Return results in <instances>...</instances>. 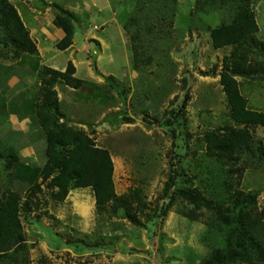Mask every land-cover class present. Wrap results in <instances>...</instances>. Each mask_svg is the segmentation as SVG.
<instances>
[{
    "label": "rangeland",
    "instance_id": "obj_1",
    "mask_svg": "<svg viewBox=\"0 0 264 264\" xmlns=\"http://www.w3.org/2000/svg\"><path fill=\"white\" fill-rule=\"evenodd\" d=\"M99 1L100 5L105 2ZM111 1L112 9L104 6L102 14L93 13L88 18L81 15L79 18V22H85V27L89 26V22L91 26H98L103 21L108 23L110 18L116 22L105 26L102 35L105 37V48L100 51L99 47L94 46L101 58L97 63L95 60L93 65L97 74L103 76V84L99 89L86 85L76 90L73 96L78 98L77 103L81 107L79 111L83 109L80 117L85 123L101 110L104 111L96 125L83 124L80 127L99 147L109 151L117 195L128 194L133 189L139 191L137 199L130 201V214L140 223H145L150 215V230L146 232L144 227H134L125 218L109 217L114 214V210L108 206L101 214L91 213L89 221L86 220L90 226L87 232H79L78 225L82 218L77 214L75 206L68 202L56 205L49 191L44 190L42 195L32 200L31 213H21L28 245L27 262L24 264H117L127 257L132 261L134 253L130 254L131 251L147 255L146 263L142 264H157V250L161 253V264H198L210 251L208 247L217 244L215 233L206 234V226L214 213L203 205L197 209L178 192L190 193L198 189L202 197L208 198V191L202 187L206 177L205 167L208 165L212 168L216 163L212 164V160L204 156V134L211 130L223 131L236 127L228 117V104L217 75L222 57L228 54L230 48L213 49L206 25H217L228 17V12L220 9L215 13V10L209 9L205 15L202 13L203 20L194 18L192 21V15L195 17V3L202 0H177V3L173 0ZM251 1L259 27L257 37L264 40V0ZM55 4L60 3L56 1ZM218 6L215 4L216 8ZM111 10L115 12L114 15ZM132 17L139 20L142 29L147 25L155 26L151 35L142 34L141 41L135 44L142 53L137 67L134 66L131 50L130 33L136 30V26L129 22ZM125 26H129L127 30ZM74 27L77 40L80 41L82 35L77 23ZM94 30L90 31L101 33L98 32L99 28L95 27ZM154 41H160V51L154 53L148 64L143 59L151 50L142 47ZM2 48L0 44V52H3L0 57V86L6 84L10 74L17 68H6V65L11 64L7 59L10 52ZM63 59L61 55L59 60ZM1 66H4L3 69ZM213 66L217 67L215 77L200 74L211 72ZM23 86L22 82L18 83L12 91L7 90L3 97L7 102L12 100L8 107L14 109L12 111L16 115L30 110L28 106L32 104L36 95L34 93L39 91L35 86L24 91ZM238 86L249 108L264 109V82L240 79ZM21 89L23 91L18 92ZM61 94L68 96L64 91ZM185 96V108L179 118L172 125L166 124L165 121L171 120L168 118L169 111L178 109ZM3 115L0 111V141H6L18 149V146L28 144L33 147L30 140L37 137L34 132L37 129H29L30 133L26 136H15ZM30 119L34 123L32 116ZM251 133L254 139L263 143L264 148V128H252ZM172 157L175 158L174 166L179 171V178L170 194L171 208L159 221L160 216L156 210L161 206L162 190ZM243 160L239 159L233 165L234 168L223 165V169L229 171L243 166ZM259 164L264 166V159ZM199 165L203 169L201 176L197 173ZM250 169L240 175V185L244 190L263 192L264 172L263 183L260 184L255 178V171ZM260 169L264 170V167ZM19 188L22 190L18 185L13 187ZM258 201L264 203L259 197ZM88 210L93 211V204L89 203ZM65 219H68L67 225L70 224L68 228H64L67 225L62 223ZM68 229L73 230L69 232ZM82 229L85 227L82 226ZM153 231L156 233L152 234ZM67 235L75 244H65ZM143 246H147L148 250H142L145 248ZM137 248L140 250L137 251ZM106 253H111V256H106Z\"/></svg>",
    "mask_w": 264,
    "mask_h": 264
},
{
    "label": "trees",
    "instance_id": "obj_2",
    "mask_svg": "<svg viewBox=\"0 0 264 264\" xmlns=\"http://www.w3.org/2000/svg\"><path fill=\"white\" fill-rule=\"evenodd\" d=\"M173 1L177 3V0ZM195 4L197 7L195 6L192 21L194 18L203 20L202 13L205 15L209 9L215 10V13L220 9L228 12V17L217 25H206L213 49L230 48L228 54L222 57L221 69L217 75L228 104V117L236 127L223 131L211 130L204 134V156L212 160V164L216 163L212 168L208 165L205 167L206 177L202 181V187L208 191V198L202 197L198 189L190 193H178L197 206V209L203 205L214 213L206 226V234L215 233L217 244L215 247H208L210 251L198 264H264V205L258 204L257 191L242 189L238 181L243 171L258 167L264 159L263 143L254 139L251 133L252 128H264V112L249 108L247 99L238 86L240 79L264 82V40L257 37L259 27L251 0H202ZM215 4L219 5L218 8ZM54 8V24L64 32V37L56 47L64 50L72 44L76 16L60 7ZM129 22L136 26L135 32L130 33V40L134 66L137 67L142 53L135 44L141 41L142 34L151 35L155 26L143 25L145 27L142 29L139 20L134 17ZM128 27L125 26L126 30ZM159 43L160 41H154L149 46L142 47L147 51L151 50L143 62L151 63L154 53L160 51ZM0 44L3 50L10 52L7 59L11 63L18 61L23 55L37 53L36 45L16 8L8 0H0ZM2 56L3 52H0V57ZM6 68L10 69L9 66ZM216 70L217 67L213 66L211 72L200 74L215 77ZM74 71L71 63L67 64L63 72L48 67H43L40 71L38 96L30 115L34 121H31L33 125L30 128L37 129L39 134L30 141L32 144H38L39 141L43 146L42 165L26 164L14 146L0 141V264L27 262L28 245L21 213H31L32 200L42 194L44 188L49 191V196L55 203L63 202L70 190L90 188L98 214L110 206L114 214L109 217L125 218L134 227H144L148 232L150 230V215L145 223H140L130 214V201L137 199L139 191L133 189L128 194L117 195L109 151L96 145L86 131L68 125L65 121L60 122L63 113L54 86L63 83L74 89L80 88L83 81L73 76ZM7 90L3 83L0 86V111L3 116ZM186 98L187 96L183 98L178 109L169 111L168 118L171 120L165 121L166 124L172 125L179 118L185 108ZM241 158H244L243 166L229 171L223 169V165L234 168L233 165ZM206 162L209 163L207 160ZM170 164L162 190L161 206L156 210L160 216L159 221L171 208L170 194L179 178L174 157L170 158ZM199 167L197 173L201 176L203 169L200 165ZM15 185L22 190L13 189ZM154 233L156 232L153 231L152 234Z\"/></svg>",
    "mask_w": 264,
    "mask_h": 264
},
{
    "label": "crops",
    "instance_id": "obj_3",
    "mask_svg": "<svg viewBox=\"0 0 264 264\" xmlns=\"http://www.w3.org/2000/svg\"><path fill=\"white\" fill-rule=\"evenodd\" d=\"M10 3L14 5L16 8L22 23L24 24L25 28L28 30L29 35L33 42L36 45L37 53L34 55H23L20 57V59L14 63H11L9 66L11 70H14V67L17 66V68L13 71L14 73L10 74L9 80L5 84V88L8 89V91H12L18 83H23L25 87L24 91L26 89H29L31 86H35V88L40 87V81L38 83V80L40 78V71L43 67H48L53 70L58 71H64L67 64L71 63L74 66V74L73 76L81 79L83 81V84L80 88L85 87L86 85H89L92 88H97L103 84L101 83V76L97 74V69L94 67V61L96 60V63L100 60L99 52H97L96 49H94V46H97L100 48V51L105 48V37L102 36L104 34L103 31H105V26L108 25V23H115L116 21L110 18L107 22H101L98 26L90 25L85 27L86 24L83 20H80L79 18L81 15H83L85 18H88V16L92 15L93 13L102 14L103 7H107L109 9H112L111 6V0H105L103 5H100L99 0H8ZM58 2L60 4H55V2ZM107 2V3H106ZM110 7H109V5ZM55 6L60 7L64 10H67L74 14L76 16V20L74 22V26L77 23V28H79L82 38L80 41L77 40L76 34H75V27H74V37L72 40V44L65 48L64 50H60L56 47V44L64 37V32L61 28H58L54 24L55 19ZM96 10V11H94ZM92 11L90 14L89 12ZM112 15H114V11L111 10ZM117 25V24H116ZM96 28H99L101 33L97 32L95 33L94 30ZM116 28V27H115ZM114 28V29H115ZM93 29L94 31H90ZM88 30V31H87ZM117 31V28L115 29ZM92 44V45H91ZM130 44V42H129ZM63 55L64 59L63 61L59 60V57ZM97 66V64H96ZM19 68V70H18ZM98 75V78H97ZM103 77V76H102ZM23 79V81H22ZM55 91L57 92V98L60 103V108L63 113V118H60V122L66 121L68 125H73V127L77 129H82L80 126L88 125L93 126L96 125L101 116L103 115L104 111H100L99 114L96 116H93L90 118L86 123L82 120L81 114L82 111H79L81 107L78 106L77 97L75 98L73 95L75 94V91L78 89L71 88L69 86L64 85L63 83H57L54 86ZM89 91L90 88H87ZM107 87L105 88V90ZM23 89L18 90V92H22ZM65 92L66 95L64 96L61 93ZM17 93V91H16ZM15 93V95H16ZM36 94V95H35ZM37 93H34V98L32 104H30L29 111H24L20 113L19 115H16L13 113L10 109V104L12 103V100L10 99V102L6 101L5 103V118L7 119L8 123L10 124V131L15 135L21 137L22 135L26 136L28 135V130L31 129L30 126L33 125L31 123L30 115L33 112L34 109V103H35V97L37 96ZM72 95V96H71ZM17 96V95H16ZM15 97V96H14ZM62 98V99H61ZM18 99V98H17ZM15 100V98H14ZM80 102V101H79ZM9 106V107H8ZM256 111L264 112V109H258L255 108ZM8 116L10 118H8ZM30 123V124H29ZM93 124V125H90ZM30 125V126H28ZM35 129V128H33ZM38 131V130H37ZM36 130L37 134H39ZM27 133V134H26ZM91 137V136H90ZM11 145V144H10ZM37 145V147H36ZM97 145V144H96ZM14 146V145H12ZM41 146V147H40ZM17 152L19 156L26 162V164L30 165H42V154L41 151H43V146L40 142L38 144H33V147H29V144L22 147L18 146ZM263 164H259L258 167H254L253 169H250L251 171H255V178H257L260 182V184L263 183V172L264 170H261V167ZM247 170V169H246ZM255 178H253V181H255ZM242 187V186H241ZM89 189V192L87 191ZM243 189V188H242ZM264 187L262 188V191L258 190H248L246 191H257L259 192L258 197L261 198V200H264ZM45 191L46 188H44ZM89 194V196L86 194ZM44 193V192H43ZM42 193V194H43ZM40 194V195H42ZM39 195V196H40ZM258 200V199H257ZM54 202V201H53ZM68 202L73 204L75 206V210L79 216H81L82 221L78 225L79 232L86 233L88 228L90 227L86 220L89 221L91 213H96L95 209V201L93 197V192L90 188H76L73 190H70L65 200L61 203ZM55 203V202H54ZM89 203L93 204V211L88 210ZM57 203L56 205H58ZM259 205L260 204L258 201ZM70 206V207H71ZM32 215V214H31ZM68 219H65L62 223L64 226L67 225ZM66 223V224H65ZM70 225V224H69ZM67 225L64 228H68ZM82 226L85 227V229H82ZM81 228V229H80ZM69 232H71L73 229H68ZM76 230V229H75ZM146 230V229H144ZM77 231V230H76ZM78 232V231H77ZM146 232H148L146 230ZM88 237V235L84 234ZM57 236V235H56ZM147 236V235H145ZM144 244L145 241L143 240ZM65 244L72 245L75 244V241L70 239V236L67 235ZM145 247L142 250L147 251L148 247ZM140 250L137 248V251ZM134 253V254H133ZM130 254H133L131 257L133 258L132 261H130L127 257L125 258V261H122V263L117 264H142L146 263L147 255L137 254V252H130ZM106 256H111V253H106ZM115 262V261H114Z\"/></svg>",
    "mask_w": 264,
    "mask_h": 264
},
{
    "label": "water",
    "instance_id": "obj_4",
    "mask_svg": "<svg viewBox=\"0 0 264 264\" xmlns=\"http://www.w3.org/2000/svg\"><path fill=\"white\" fill-rule=\"evenodd\" d=\"M156 259L158 261L157 264H161V253L159 250L156 251Z\"/></svg>",
    "mask_w": 264,
    "mask_h": 264
}]
</instances>
